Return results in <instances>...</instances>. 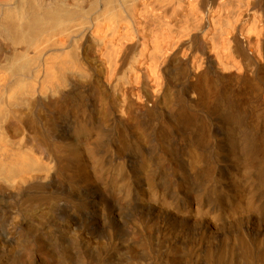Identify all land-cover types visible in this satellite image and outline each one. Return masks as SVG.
I'll list each match as a JSON object with an SVG mask.
<instances>
[{
  "label": "bare ground",
  "instance_id": "1",
  "mask_svg": "<svg viewBox=\"0 0 264 264\" xmlns=\"http://www.w3.org/2000/svg\"><path fill=\"white\" fill-rule=\"evenodd\" d=\"M0 264H264V0H0Z\"/></svg>",
  "mask_w": 264,
  "mask_h": 264
},
{
  "label": "rangeland",
  "instance_id": "2",
  "mask_svg": "<svg viewBox=\"0 0 264 264\" xmlns=\"http://www.w3.org/2000/svg\"><path fill=\"white\" fill-rule=\"evenodd\" d=\"M232 5H233V0H230ZM233 17V14H229V16H224L223 19H222V22L224 23V25H227V21L232 19Z\"/></svg>",
  "mask_w": 264,
  "mask_h": 264
}]
</instances>
